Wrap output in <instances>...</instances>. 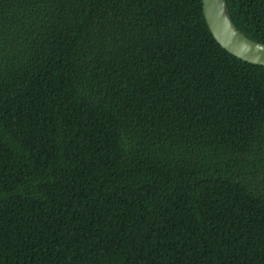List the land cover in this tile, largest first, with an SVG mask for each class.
<instances>
[{
	"label": "trees",
	"instance_id": "16d2710c",
	"mask_svg": "<svg viewBox=\"0 0 264 264\" xmlns=\"http://www.w3.org/2000/svg\"><path fill=\"white\" fill-rule=\"evenodd\" d=\"M0 264H264V65L202 0H0Z\"/></svg>",
	"mask_w": 264,
	"mask_h": 264
},
{
	"label": "water",
	"instance_id": "95a60500",
	"mask_svg": "<svg viewBox=\"0 0 264 264\" xmlns=\"http://www.w3.org/2000/svg\"><path fill=\"white\" fill-rule=\"evenodd\" d=\"M202 7L209 29L225 49L244 60L264 65V44L236 28L225 0H202Z\"/></svg>",
	"mask_w": 264,
	"mask_h": 264
}]
</instances>
